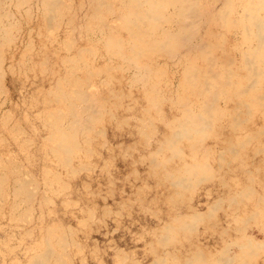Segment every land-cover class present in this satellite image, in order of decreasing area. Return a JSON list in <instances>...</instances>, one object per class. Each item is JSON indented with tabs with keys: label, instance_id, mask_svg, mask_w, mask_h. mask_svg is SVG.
<instances>
[{
	"label": "rangeland",
	"instance_id": "1",
	"mask_svg": "<svg viewBox=\"0 0 264 264\" xmlns=\"http://www.w3.org/2000/svg\"><path fill=\"white\" fill-rule=\"evenodd\" d=\"M215 2L199 1L200 15L189 19L196 35L178 52L193 46L211 48L213 43L212 58L197 63L203 72L217 60L224 65L231 62L243 37L233 25L213 21L224 0ZM60 11L49 20L39 0H0V264H182L199 251L206 256L215 252V259L222 253L233 254L237 249L231 248L239 238L262 239L264 215L255 219L250 214L258 196L264 195V108L246 106L250 96L238 108L241 98L223 95L215 108H208L213 114L211 127L180 139L171 148L164 143L173 132L168 125L184 109L172 103L175 92L179 89L182 107L196 97V91L183 86L185 64L178 63L179 55L170 59L172 55L160 57L156 52L132 65L114 54L117 46L93 23V0H63ZM105 22L114 27L120 24L108 17ZM115 28L111 42L130 37L121 25ZM219 33L225 36L215 40L213 36ZM199 39L201 44L196 43ZM147 64L161 70L150 83L155 82L170 99L159 108H149L153 98L138 77L140 67ZM260 85L263 89L264 79ZM80 89L91 103L87 109L86 100L78 102L79 122L65 117L69 108L57 97L61 90L74 93ZM62 116L67 123L77 120L84 127L67 155L55 153L58 141L50 127L53 119ZM242 138L246 142L239 144ZM199 139L200 147L193 148ZM232 144L236 146L233 152L228 150ZM194 158L206 163L199 172L203 180L194 181L195 187L178 189L176 169ZM240 191L242 195H237ZM215 203L218 208L213 217L193 224L190 233L164 229L175 222L177 212L191 214L192 207L206 212ZM235 215L241 221H235ZM223 229L231 230L225 233ZM165 234L168 241L161 240ZM255 263L264 264V253Z\"/></svg>",
	"mask_w": 264,
	"mask_h": 264
},
{
	"label": "bare ground",
	"instance_id": "2",
	"mask_svg": "<svg viewBox=\"0 0 264 264\" xmlns=\"http://www.w3.org/2000/svg\"><path fill=\"white\" fill-rule=\"evenodd\" d=\"M39 1H40L41 5H43V10L45 11V16L47 15V18L49 20L55 18L61 12L60 9H61V5H62L63 0H39ZM199 1L200 0H93V2L95 3V11H94V14L92 16L94 18L93 23H95V22L97 23L98 29L101 31L100 34H102L103 32L107 33V36H109V37H106V38H108L110 44L112 43L111 45L117 46V51L114 53L115 55L117 54V56L124 58V60L125 59L128 60L133 65V63L142 59L143 57L148 58V55H149V57H151L152 54L156 53V52L157 53L155 55L160 56V57H168V54L172 55V57H170V59H173L178 54L179 55V56H177V57H179L178 63L179 64H181V63L185 64L184 75H185L186 84L183 86H187L188 88L192 89L193 92L196 91V93H195L196 97L193 100L188 99L185 102V104H187V105L182 107L181 106V105H183L182 102L180 100H178V98L180 97L179 89H178L175 92L174 101L171 100L172 103L177 104L179 108H184L182 110L181 115L179 114V117H176V118L174 117V119L172 118L173 121H170V123L168 125L170 127L171 126L173 127L172 128L173 132H172V134H170L169 136H166L164 138V143L167 142L166 145H169V147H171V148L180 139L190 138L191 135L192 136L198 135L202 131L207 129L208 127L209 128L211 127L210 115H213V114L210 113L208 108H215V104H216L215 102H218V99H220L223 95L228 96V99H231L232 97L241 98V107L236 106L235 108H237V107L242 108L243 105L245 106V102L243 100H245L248 96H250V100H249V102L246 103V106L249 104H253L254 106H257L259 108H264V87H263V89H261L262 86L260 85V82L264 79V0H224L223 4L218 8L217 12L212 17L213 21H215L216 23L223 25V26H224L223 23H226V24L229 23L230 26L233 25L235 27V29L237 30V34L238 33L242 34L243 37H242L241 41L238 42L240 39V36H238V35L236 36V41L238 42L236 47H235L236 56H234V58L231 60V62L224 65L223 63H221L217 60V62L215 61L214 67H211L209 65L206 68H204L205 72H203L202 69L197 66V63H198L199 59L205 61V59L207 60L208 58H212L211 54H214V52H215V51H213V48L216 47L213 45V43L210 44L212 50L209 46H207L205 48L203 47L204 48L203 50H198L199 49L198 46L192 45L193 47L191 49L188 48L189 50H187L186 52H182V54L178 53L181 49H183L185 47V44L189 40V37L190 36L194 37L196 35V30L192 29L193 24L190 23L191 20H189V19L192 16H197V15L199 16L200 15L199 14L200 10H198ZM91 2H92V0H91ZM216 2H218V0H216ZM167 10H168V13H166ZM103 13H104V16H103ZM6 15H8V14H6ZM0 17H2V16H0ZM107 17L110 19L115 18V20L117 22L120 21L119 25H121V27L123 29H125L129 32L130 37L126 40L122 39V38L121 39L117 38V39L113 40V42H111L112 33L116 32L117 28H115V27H119V25L115 26V27L110 26L109 24L107 25V23L105 22L107 20ZM195 20L197 21V19H195ZM202 22H203V20H202ZM165 23H167V25L164 26ZM47 24L49 25V21ZM51 25H49V26L51 27ZM73 26L74 25H72V28H73ZM89 26H90V24H89ZM190 31L192 33L189 36H186V35H188V32H190ZM224 36H225L224 34L221 35V33H219V35L216 34V36L214 35L213 37L215 38V40H219V39H222ZM196 43L201 44L202 39H199ZM111 45L109 46V48L111 47ZM203 45L204 44H202L201 46H203ZM224 60H226V59H224ZM171 63H172V61H171ZM85 65L86 64H84V66ZM166 65H168V64L166 63ZM118 67H120V66H118ZM135 67H137V66H135ZM140 68H141L142 72H141V75L138 77L141 78L142 84L147 86V87L146 86L145 87L148 90V93H147L148 96H151V98H153V100L150 99V107L149 108H151L152 106H153L152 108H159L160 105H162V103H164L166 100L170 101L169 97L167 98L166 95L163 94L164 92H162L161 90H159V88H157V85L155 82L150 83V81L153 79L152 77L156 76L157 78H159V75L162 74L161 70L160 69H152L151 64H147L146 66H143ZM137 73H140V72H137ZM94 74H96V73H94ZM157 74H159V75H157ZM1 80H3V73L0 70V81ZM136 84H138V83H136ZM79 87H77V88L79 89ZM251 91H252L253 95L251 94ZM166 94H168V93H166ZM228 94H230V95H228ZM73 95H75V96H73ZM114 96L116 97V94ZM170 97H174V96H170ZM57 100L63 101L65 103V105H63V106H65V108H69L68 113L65 117L71 116L73 118L75 117V119L80 118L79 116L76 118V116L78 115V113H77L78 112L77 108L79 107L78 102L86 100V103L84 105H85V107H87V109H88V107H90L89 103H91L87 93H85V91L83 89H80L79 91L76 90L74 93H73V91L65 93V91L61 90L60 94L57 97ZM152 102H153V105L151 104ZM59 103H61V102H59ZM225 105L227 106V104H225ZM117 106H118V104H117ZM100 107H103V106H100ZM129 107H127V108L129 109ZM178 107L176 106L175 108H178ZM221 107H217V108H221ZM89 112L91 113L90 110H89ZM98 112H99V110L97 111V113ZM247 112H249V111H247ZM65 117L62 116V117H59V119H53L50 122V127L53 131V136L55 138H57V141H58V146L55 150L56 154H64L65 155V153H66V155H67V153H71L70 152L71 149L76 146L75 143H76V138H77L78 133L80 132V130H84V127L79 125L77 120H74V121H71L70 123H67L66 121L63 120V119H65ZM86 117H87V115H86ZM91 117H94V116H91ZM78 121H79V119H78ZM96 121H97V119H96ZM145 121H147V120H145ZM82 122H83V120H82ZM88 122H89V120H88ZM147 127L145 126L144 128H147ZM136 131H138V130H136ZM216 132H217V130H216ZM79 135H81V134L79 133ZM229 137H231V136H229ZM200 139L196 140L192 143L193 148L197 149L200 147L199 146L201 144ZM150 140L151 139H149V141ZM228 140L226 142H228ZM242 140H243V138L241 140H239L240 141L239 144L241 143ZM243 141H245V140H243ZM258 141L259 140H257V142ZM160 144L162 145L163 142ZM167 148H168V146H167ZM257 148H259V147H257ZM235 149H236V146H234V144L230 145L228 148V150L231 152L235 151ZM158 150H157V152H158ZM175 151L179 152V154L182 152L179 147L175 148ZM175 151H173V152H175ZM203 152H205V151H203ZM258 152H260V149ZM169 154H168V156H170ZM253 154H255V152ZM173 155L176 157L177 153H174ZM249 157H251V156H249ZM168 158H170V157H168ZM209 158H211V157H209ZM153 159L155 160V157ZM240 159H242V158H240ZM251 159H253V158H251ZM66 161H69V160L66 159ZM197 161H198V159L194 158L193 161L188 162L187 164H183L181 167H178L176 169L178 175L175 178L174 185L176 187H179L178 189L185 188L187 185L195 187L196 185L194 186V181L203 180V177L199 176V172H200V170H202L201 168H203V166L206 165V163L204 165H202ZM164 162H166V161H164ZM150 163H151V161H150ZM226 163H228V162H226ZM154 164L156 166H158V164H156V163H154ZM154 164L152 166H154ZM162 166L163 165H161V167ZM161 169L163 170V169H165V167L161 168ZM205 170H204V172H205ZM247 171H246V173L251 172V171H248V172ZM259 171H261V169ZM158 172L160 173V171H158ZM156 175L160 176L161 174L159 175L158 173H156ZM166 176L167 175H165V177ZM214 176H215V173H214ZM167 177L170 178L169 173H168ZM227 177H228V175H227ZM207 178H208V176H207ZM166 181H167V179H166ZM242 181H244V180H242ZM169 182L171 183V181H169ZM251 185L252 184L248 185L247 188L250 187ZM244 188L245 187H243L242 190ZM187 189H189V187L186 188V190ZM249 189L251 190V188H249ZM17 190H18L17 194H19L23 190V188L21 187L20 189L18 188ZM177 193H180V191ZM183 193H184V191H183ZM237 195H242L241 191L237 192ZM179 196H180V194H179ZM182 196H180V197H182ZM257 201L256 202L258 205L255 206L256 209L254 208V211L252 210L253 212L250 214L255 219H258L262 215H264V212H263L264 210L263 211L260 210V209L264 208V195L263 196L259 195ZM217 202H219V201H217ZM237 204H238V202H237ZM261 205H262V208H261ZM241 206H239V207H241ZM208 208H209V210H207L206 212H203L198 207H192L191 214H186V215L185 214L179 215V213L177 212L176 213L177 216L174 220L175 225H173L174 223L171 226L165 225L167 227H165L164 229L167 231H172L173 233H176V231L180 232L182 230H186L188 233H190V231H188V230L190 229V227H192L193 224H198L199 220L204 219L207 216L213 217V215H214L213 212L215 209L218 208V203L211 204V205H209ZM189 209H191V208H189ZM241 217H242V215H241ZM237 218H239L238 215L237 216L235 215V217L233 219H235V221L236 220L241 221V219H237ZM247 219H248V217H247ZM172 221H171V223H172ZM244 221H246V220H244ZM244 223H246V222H244ZM244 223H243V225H244ZM260 223L258 225H260ZM245 225H244V227H245ZM227 227H229V226H227ZM193 228L196 229V227H193ZM239 229H237V230L239 231ZM230 230L223 229V231L225 233L229 232ZM163 232L167 233L164 230H163ZM168 237H169V235L165 234L161 240H163V241L167 240L168 241ZM176 237L177 236H175L174 238H176ZM257 239L258 238H255L254 236L242 238L241 240L239 238V240H237L236 243L233 244V247L232 248L230 247L231 250L237 249V252H235L233 254H231V253L223 254L222 253L221 257H219L218 259H215V257L217 256V254L215 252L206 256L203 252L199 251L196 254H193L194 255L193 257L190 256L188 258H184L182 264H252V262L254 261V259L256 257H258L259 255L264 253V235H263L262 239H260V240H257ZM172 241H174V240H172ZM227 246H229V245H227ZM226 249H228V248L226 247ZM218 253H219V251H218ZM161 262H162V260H161Z\"/></svg>",
	"mask_w": 264,
	"mask_h": 264
}]
</instances>
